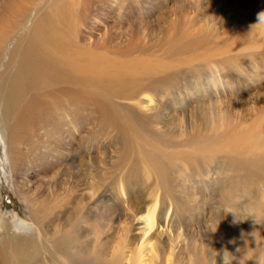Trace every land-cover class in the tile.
Segmentation results:
<instances>
[{
  "label": "rangeland",
  "instance_id": "1",
  "mask_svg": "<svg viewBox=\"0 0 264 264\" xmlns=\"http://www.w3.org/2000/svg\"><path fill=\"white\" fill-rule=\"evenodd\" d=\"M67 1L85 11L84 50L113 73L141 62L154 76L102 83L109 100L98 102L93 139L82 123L67 127L63 146L27 134L35 164L17 177L0 135V236L47 246L50 264L61 261V238L75 261L67 264H92L95 246L122 251L123 264H190L201 247L209 264H223L222 191L246 186L253 206L240 219L247 225L258 206L264 221V0ZM51 143L58 150L44 159L38 148ZM43 205L56 213L41 224ZM58 221L64 229L53 234Z\"/></svg>",
  "mask_w": 264,
  "mask_h": 264
},
{
  "label": "bare ground",
  "instance_id": "2",
  "mask_svg": "<svg viewBox=\"0 0 264 264\" xmlns=\"http://www.w3.org/2000/svg\"><path fill=\"white\" fill-rule=\"evenodd\" d=\"M33 2L38 3L37 6ZM84 13L72 11L67 0H6L1 6L0 135L9 169L16 177L22 175L29 165L32 169L35 164H28V147L33 145L27 141V134L39 133L45 138L49 136L63 146L59 138L71 133L67 127L82 123L83 128L88 130V136L93 139L96 120L102 115L98 102L102 98L109 100L108 95L101 94L102 83L127 78L144 80L154 76V73L142 70L141 62L126 64L119 72L113 73L102 58L84 50L83 43L78 39V28L86 22ZM134 84L133 89H138L137 82ZM65 119L69 125L64 124ZM65 130L68 132L64 134ZM48 146L37 147L44 159L58 150L53 143ZM35 148L36 144L33 151ZM210 157L211 154L208 162ZM45 163L49 164L48 161ZM236 189H239V194L222 191L219 195L222 207H232L237 199H242L248 193L244 185ZM46 207L35 208L34 218L41 224L50 216L54 218L55 208L50 207L48 210ZM257 209L258 206L251 212L247 209L248 213H255L257 224L249 219L250 222L245 225L237 212L236 219L232 214H227L228 234L218 229L220 237L217 242L220 244L216 243L215 248L220 256L225 255L224 251L231 255L234 252L232 262L227 256L229 264H264V221H260L261 214L258 215ZM216 219L219 220V214ZM64 225L58 221L53 234H58ZM63 240L64 244L57 249L61 261L52 264H67L68 260L75 262L71 255L63 254L66 249V241L61 238ZM46 247L37 241L5 234L0 236V264H50ZM107 250L95 246L90 252L92 264H123L127 255L124 256L122 251L116 253L113 248L109 252ZM205 250L202 247L193 250L189 263L209 264L211 253ZM133 259L129 258L126 264H131ZM172 263L176 264L167 256L164 261L162 259L153 264ZM137 264H141L140 261Z\"/></svg>",
  "mask_w": 264,
  "mask_h": 264
},
{
  "label": "clouds",
  "instance_id": "3",
  "mask_svg": "<svg viewBox=\"0 0 264 264\" xmlns=\"http://www.w3.org/2000/svg\"><path fill=\"white\" fill-rule=\"evenodd\" d=\"M262 17H264V13L259 14V19H261ZM258 191L264 192V187H262L261 189H259ZM253 206V203L251 200H249L247 197L243 198V199H237L234 203V205L232 207H229L227 209H225V214H232L235 219H236V215L238 211H241L242 209L248 208ZM249 218L254 221V223L257 224V219L255 218V213H248ZM247 219V220H248ZM244 221V220H242ZM225 255L222 256L223 258V264H229V261L227 259V256L230 254L227 251H224Z\"/></svg>",
  "mask_w": 264,
  "mask_h": 264
}]
</instances>
